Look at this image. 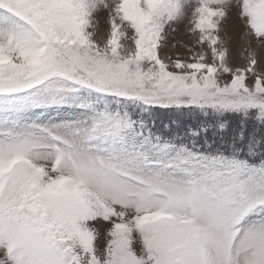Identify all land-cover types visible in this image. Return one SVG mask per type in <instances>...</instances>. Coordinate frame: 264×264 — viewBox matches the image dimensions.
<instances>
[{"label":"rangeland","instance_id":"374dc122","mask_svg":"<svg viewBox=\"0 0 264 264\" xmlns=\"http://www.w3.org/2000/svg\"><path fill=\"white\" fill-rule=\"evenodd\" d=\"M0 165V264H264V0H0Z\"/></svg>","mask_w":264,"mask_h":264}]
</instances>
